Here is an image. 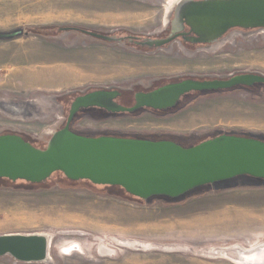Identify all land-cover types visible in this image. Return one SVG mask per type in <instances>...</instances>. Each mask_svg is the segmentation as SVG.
I'll return each mask as SVG.
<instances>
[{
  "label": "rangeland",
  "instance_id": "374dc122",
  "mask_svg": "<svg viewBox=\"0 0 264 264\" xmlns=\"http://www.w3.org/2000/svg\"><path fill=\"white\" fill-rule=\"evenodd\" d=\"M165 10L171 9L141 0H0V33L23 32L0 40V101L44 100L50 105L33 121L0 112L1 135L21 134L38 148L47 146V133L59 130L60 118L68 116L59 98L83 91L140 83L150 87L155 80L187 76L264 74L262 32L232 38L231 33L214 53L188 54L173 45L163 52L136 53L59 30L79 27L118 38L127 33L150 37L162 27ZM143 110L116 118L78 117L75 128L93 136L124 134L149 141L165 135L192 137L193 144L229 134L264 137V85L188 94L161 114ZM60 176L54 174L39 186L0 181V235H55L56 264H232L188 252L134 251L119 247L116 240L179 245L196 252L264 242V182L258 179L224 181L176 199L152 197L144 202L116 187L68 183ZM69 232L86 236L66 235ZM73 243L83 254H60ZM0 264L24 263L5 257Z\"/></svg>",
  "mask_w": 264,
  "mask_h": 264
},
{
  "label": "water",
  "instance_id": "95a60500",
  "mask_svg": "<svg viewBox=\"0 0 264 264\" xmlns=\"http://www.w3.org/2000/svg\"><path fill=\"white\" fill-rule=\"evenodd\" d=\"M141 1H155L164 6L166 2ZM172 7L174 19L170 22L171 36L186 26L196 37L191 40L193 43L211 44L233 29L264 32V0H178ZM61 31L77 32L95 41L126 46L136 53H152L154 48H161L172 41L149 39L142 44L132 45L125 43L123 38L90 30L62 28ZM22 33H0V40L13 39ZM255 85H264V74L247 72L210 77L209 80L188 79L152 93H138L132 107L118 105L115 100L121 97L122 91H133L134 87L117 90L109 87L87 94L72 103L64 129L47 133L49 141L44 150L35 148L18 134L0 133V179L40 185L54 174L61 173L72 182L88 181L95 186L119 187L144 202L152 197L176 199L196 188L240 177L264 180V141L258 139L221 135L184 148L167 140L86 137L70 130L73 118L81 110L99 108L113 114H133L142 109L166 111L174 108L188 94L249 89ZM53 100L56 101V98ZM49 107L44 100L0 101L2 114L21 121L42 118L41 113ZM66 235L86 236L80 232ZM55 237L49 233L0 235V258L9 257L24 264H56L52 256ZM116 242L119 247L134 251L188 252L232 264H264V242L248 248L232 245L199 252L179 245H153L125 240ZM77 251L83 254L79 244L73 243L62 249L60 254L70 256Z\"/></svg>",
  "mask_w": 264,
  "mask_h": 264
},
{
  "label": "flooded vegetation",
  "instance_id": "af4514ba",
  "mask_svg": "<svg viewBox=\"0 0 264 264\" xmlns=\"http://www.w3.org/2000/svg\"><path fill=\"white\" fill-rule=\"evenodd\" d=\"M194 1H201V0H194ZM174 17L170 11V13H167L165 10V14H164V19H163V24L162 27L156 32L155 36H136L130 33H127L125 36L123 37H119V38H123L125 39V42L127 43H131L132 45L135 44H142L146 41H148L149 39L152 40H169L171 39V43L173 44V49H175V47L177 48H182L184 51H182L183 53H194V52H206V53H214L217 50H219L220 48H222L228 41H229V37L228 35L233 33L232 37H236V35L238 33L241 32H251V31H257V32H262L260 30H243V29H233L230 30L227 34H225V36H223V38H221L220 40L213 42L211 44H197V43H193L191 42V40L193 38H196L195 35L193 33L190 32V29L186 26H184V29L180 32H177L176 34L171 36V21H173ZM165 21H168V24H165ZM62 32V31H61ZM70 33H75V32H70ZM77 33V32H76ZM264 33V32H262ZM118 38V36H114ZM170 44H167L161 48H154L155 52H163L165 51L166 48L169 47ZM181 49V50H182ZM188 79H193V80H209V79H203V78H198V77H179V78H174V79H160V80H155L153 82V85L148 87V85H146L145 87H141L137 84L133 85L134 90L133 91H122L121 92V97L117 98L115 100V103H117L118 105H121L123 107H132L135 103V95L138 93H143V94H148V93H152L154 91H157L163 87H166L168 85H172V84H177L180 83L182 81L188 80ZM121 87H114V90H117ZM106 90L105 88H101V89H95V90H88L85 93H81L75 96H68L66 98H59V102L62 103L64 105V109L66 111V114L69 115V110L71 108L72 103L79 97H83L87 94L96 92V91H103ZM94 110H81L79 113H77L75 115V117L73 118L71 124H70V130L71 132L77 134V135H81V136H86V137H100V136H93L90 134H86V133H82L78 130H76L75 125L77 122L78 117L82 118H91V119H100V118H104L105 116H107V114H111L108 118H116L118 115H124L122 113L120 114H113L110 112H107L106 110L103 109H99V108H92ZM90 110V111H89ZM145 112H150L151 114L155 115V114H161L162 112H167L166 111H159V110H148V109H144ZM67 116V115H66ZM68 117V116H67ZM67 117L66 120L65 118H60V121H63L61 128L58 130H62L65 128L66 124H67ZM16 133H5L3 135H15ZM21 137H23L25 139V141L29 142L32 146H34L37 149H41L44 150L46 148V146H44L43 148H38L36 147V144L34 142H32L31 140H29L27 137H25L24 135L18 134ZM104 136V135H103ZM46 139V138H45ZM53 177V176H52ZM105 187V186H103Z\"/></svg>",
  "mask_w": 264,
  "mask_h": 264
},
{
  "label": "trees",
  "instance_id": "16d2710c",
  "mask_svg": "<svg viewBox=\"0 0 264 264\" xmlns=\"http://www.w3.org/2000/svg\"><path fill=\"white\" fill-rule=\"evenodd\" d=\"M69 28H71V29H73V30H79V31H81V30H86V29H84V28H79V27H69ZM37 29H31L30 31H36ZM60 31H61V29H59ZM30 33V32H29ZM236 89H241V88H236ZM233 90H235V89H233ZM212 93H214V92H212ZM144 111V110H143ZM111 114H107V116H105L104 118H108L109 116H110ZM229 135H235V136H243V137H248V138H254V139H258V140H261V141H264V137H258V136H253V135H250V134H229ZM104 136H115V137H123V138H137L136 136H131V135H124V134H112V135H104ZM155 141H172V142H175L176 144H179V145H181L182 147H184V148H190V147H193V146H196V145H198V144H200V143H202V142H200V143H198V144H193V138L192 137H179V136H162V137H159V138H153ZM147 140H150V139H147ZM204 142V141H203ZM56 174H60L61 176V178H62V181L63 182H70V183H78V182H72V181H69L63 174H61V173H56ZM238 179H250V180H254L255 181V179L254 178H251V177H240V178H238ZM0 181L1 182H5V183H11L12 184V182L11 181H9V180H6V179H0ZM17 182H21V183H23V184H26L27 186H39V185H35V184H30V183H27V182H24V181H17ZM82 182H86V183H89L90 184V182H88V181H82ZM230 182H233V180H231ZM256 182H264V180H256ZM14 183V182H13ZM16 183V182H15ZM217 184V183H216ZM216 184H214V185H208V186H205V187H211V188H216L215 187V185ZM93 185V184H92ZM116 188H119V187H116ZM119 189H121V188H119ZM121 191H123L124 193H126L123 189H121ZM189 193H191V192H189ZM128 196H130L128 193H126ZM161 198H167L168 199V197H161ZM170 199V198H169Z\"/></svg>",
  "mask_w": 264,
  "mask_h": 264
},
{
  "label": "bare ground",
  "instance_id": "6f19581e",
  "mask_svg": "<svg viewBox=\"0 0 264 264\" xmlns=\"http://www.w3.org/2000/svg\"><path fill=\"white\" fill-rule=\"evenodd\" d=\"M176 2H178V0H173V1H170V3L169 4H167V3H165V6H166V8L167 9H171L172 10V6L174 5V3H176ZM170 10V11H171ZM45 85V84H44ZM45 86H47V85H45ZM260 240H258V241H256V242H259ZM256 242H253V243H256ZM249 244V243H248Z\"/></svg>",
  "mask_w": 264,
  "mask_h": 264
}]
</instances>
